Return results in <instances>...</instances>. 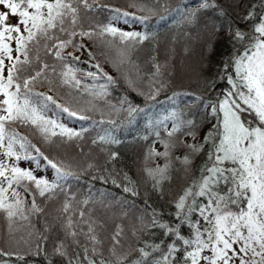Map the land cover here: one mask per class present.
<instances>
[{
	"label": "snow or ice",
	"instance_id": "6c2138e0",
	"mask_svg": "<svg viewBox=\"0 0 264 264\" xmlns=\"http://www.w3.org/2000/svg\"><path fill=\"white\" fill-rule=\"evenodd\" d=\"M152 3L167 9L161 0ZM129 7L148 15L137 16L99 0H0V218L7 223L0 233V264L11 258L29 264L32 257L42 258L41 264H264V0L261 11L252 5L244 14V27L212 26L234 51L218 73L227 88L206 105L210 127L203 136L202 125L174 109L152 122L151 131L142 137H153L142 169L152 193L165 198L174 164L183 172V182L166 200L167 214L152 208L145 195V208L127 227L118 223L109 230L108 222L95 215L90 193L77 199L71 181H79L80 175L19 131L28 129L46 145L54 144V138L82 139L88 129L68 127L61 122L66 114L110 126L101 127L103 134L98 133L93 144L120 142L112 134L114 115L123 113L131 122L140 108L126 97L119 107L106 99L117 81L84 41L102 48L100 55L117 71L133 63L132 53L152 37L118 25H145L158 8L146 0H130ZM101 9L110 13L106 23L95 22L91 15ZM209 10L226 15L218 0H198L196 8L185 13V23ZM76 52L86 53L89 69L96 71L80 68L84 62ZM153 67L149 91L139 92L148 100L169 86L162 65ZM125 81L137 90L132 79ZM45 86L52 94L36 90ZM97 111L101 118L92 121L88 113ZM107 155L114 161L118 153ZM21 161L35 167L22 168ZM49 170L51 179L37 175ZM117 175L110 171L109 176L92 179H110L125 193L141 195L127 174L123 184ZM53 201L58 207L49 221L47 208ZM122 217L128 213L122 212Z\"/></svg>",
	"mask_w": 264,
	"mask_h": 264
},
{
	"label": "trees",
	"instance_id": "16d2710c",
	"mask_svg": "<svg viewBox=\"0 0 264 264\" xmlns=\"http://www.w3.org/2000/svg\"><path fill=\"white\" fill-rule=\"evenodd\" d=\"M129 2L130 0H99L102 5L119 8L137 16L148 15L129 7ZM146 2L151 7H157L158 11L156 15L150 16L145 25L136 24L133 26L121 22L118 26L124 30L148 32L152 38L132 53L133 63H125L120 66L125 70H119V74L114 75L109 70V68L114 70L116 68L105 60L104 55H100L103 51L102 48L93 47L91 42L84 41L88 47L97 52V60L101 63L104 71L117 81L116 85L109 88L111 94L106 99L119 107L121 97H126L133 105L140 108L131 122L123 113L114 115L113 118L116 119L117 124L112 134L120 142L110 146L93 144L92 139L96 138L98 133L103 134L101 127L108 129L110 127L108 124L95 126L91 121H79L75 118H68L66 115L61 117V122L76 131L82 127L88 129L82 139H73L70 143V146L83 157L82 164H75L70 167L73 172L81 177L79 181H71V184L73 191L80 195L77 196V199H82L89 193L91 194L93 200L96 201L91 207L94 208L95 215L99 219L108 222L109 230L118 223L127 227L128 223L145 208V195L148 196V204L152 208L163 211L165 214L169 212L166 200L171 194L170 191L175 190L178 184L175 186L172 183L170 186L166 185V196L163 199L158 194L151 192L150 181L142 169L144 167V153L152 143L153 137L149 135L147 141L143 140L142 137L149 134L152 122L157 121L174 109L182 111L187 118L194 119L197 124L202 125L203 131L200 135L203 136L210 127V124L207 123L206 105L227 88L226 82L218 78V73L221 71L222 62L226 61L234 51L231 42L226 40L225 35L222 32L220 34L214 33L212 26L222 27L231 24L233 27L236 25L244 27L243 16L252 5L257 6V12L261 11L260 0H218L226 15L218 16L216 12L209 10L199 13L191 23H185V13L195 9L198 0H161V3L167 4V9L159 8L158 5L152 3V0H146ZM91 15L97 23H106L110 18V13L104 9ZM209 41H211V46ZM66 51L72 52L73 49L68 48ZM84 54L85 56H78H80L81 61L89 62L88 55ZM154 64L162 65V78L168 82L169 86L161 91L155 100H148L139 92L147 93L149 91L153 80L151 74L155 72ZM79 66L84 70H89L82 63ZM91 71H96V69ZM125 77L136 83L137 90L128 86ZM47 89L45 86L44 88L38 87L36 90L52 94ZM60 102L64 103V100L61 99ZM99 106H104L102 101L99 102ZM88 115L92 121L101 118L98 111L89 112ZM19 131L23 134H29L33 143H40L42 150L57 160H59L57 156L62 155L57 154V151L64 152L55 148L54 145L42 144L39 137L31 135L26 128H20ZM101 147L106 148V151H101ZM86 149L88 154L85 152ZM110 151L118 153L114 161L108 160L107 153ZM176 155H180V153H176ZM159 162L163 163V161ZM23 163L28 162L23 161ZM196 163L198 165L200 161L197 160ZM64 164L68 166L65 162ZM89 165H93V167L90 168ZM105 169L109 171H105ZM110 171L119 174L116 179L121 184L127 183L123 180V174H127L129 179L137 185L141 195L133 197L129 193H125L122 187H117L110 179L107 183L101 179H92L93 176H109ZM180 171V165L174 164L171 170L172 181L174 177L175 182L177 181L176 177ZM146 188H148L147 193L145 192ZM104 200L107 201L106 205L111 204L112 208H103L104 205L101 208H96L98 201L102 203ZM112 202L120 203V206L125 207L114 208ZM49 204L50 207L47 210L50 211V215L48 219L51 221L56 215L55 206H58V202L53 201ZM122 212H127L128 217H122ZM41 223H43V219ZM54 236L55 234H53V238ZM51 244L52 240L49 241V246ZM41 259L29 258V264H41ZM8 264H20V262L11 258L8 259Z\"/></svg>",
	"mask_w": 264,
	"mask_h": 264
},
{
	"label": "rangeland",
	"instance_id": "374dc122",
	"mask_svg": "<svg viewBox=\"0 0 264 264\" xmlns=\"http://www.w3.org/2000/svg\"><path fill=\"white\" fill-rule=\"evenodd\" d=\"M128 30V29H127ZM76 55H80V56H85L84 53H81V52H76L75 53ZM110 55L115 58V53L114 52H110ZM84 63H82L83 65H85L88 69H89V62L88 61H83ZM89 70H94V68H91ZM109 70L114 74V75H117L119 74V71L117 70H114L113 68H109ZM120 70H125V69H122L120 68ZM44 88V87H42ZM47 91L49 92V90L47 89ZM66 115V114H65ZM64 115V116H65ZM56 140V142L52 145H54L55 148H59L61 151H64L66 152V154H64V152H58L57 151V154H62L61 156H57L59 158V160L65 162L69 167H72L74 166L75 164H82L83 163V157L81 156V154L74 148H72L70 146V143L71 141H67V142H61L59 140V138H54ZM157 148H160V145L159 144H156ZM86 154H88V150L86 149L85 150ZM97 158V157H96ZM41 164H43V161H41ZM20 166L22 168H32V167H35V165L31 164V163H23V161H21L20 163ZM37 175H47L49 179L52 178L53 176V173L51 170H49L47 173H43V172H37ZM183 172L180 171L179 172V175L176 177V182H175V177H174V180L171 182L173 186L175 185H179L180 183L183 182ZM181 180V181H180ZM176 189V188H175ZM171 193V191H170ZM77 194V193H76ZM77 196H80L77 194ZM83 199V197H82ZM106 200L102 201V203H100L98 201V206L96 208H101L103 205L104 207L103 208H112V205L111 204H107L106 205ZM51 203V202H50ZM113 204V207L114 208H124L125 206H120V203H116V202H112ZM50 207V204L48 205V208ZM58 206L56 205L55 208H57ZM47 208V209H48ZM50 213V211H48ZM7 228V223L4 219L0 218V233L4 232L5 229Z\"/></svg>",
	"mask_w": 264,
	"mask_h": 264
}]
</instances>
